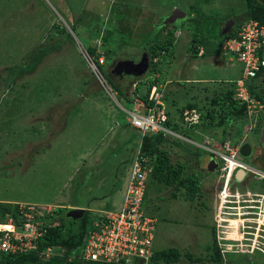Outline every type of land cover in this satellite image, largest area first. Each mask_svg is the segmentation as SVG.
<instances>
[{
    "label": "rangeland",
    "instance_id": "374dc122",
    "mask_svg": "<svg viewBox=\"0 0 264 264\" xmlns=\"http://www.w3.org/2000/svg\"><path fill=\"white\" fill-rule=\"evenodd\" d=\"M172 1L0 0V199L39 205L52 202L45 208L56 214L57 224H63L59 244L64 253L79 248L82 227L93 208L111 207L112 198L126 183L140 140L127 121L126 99L115 88L107 91L103 87L89 67L92 56L86 49L94 47L103 56L107 82L108 65L121 59L137 62L146 52L148 69L136 80L148 81H138V88L154 82L168 108H173L175 99L179 104H194L203 120L196 128L177 129L182 137L169 134L157 141L171 165L183 164L186 174L198 176L200 194L188 200L180 188L173 198L172 187L149 179L144 199L146 209L157 218L155 253L167 248L180 252L177 261L157 257L149 264H189L191 259L216 264L214 249L221 254L220 264H264V250L249 253L253 244L264 247L260 243L264 241V142L260 140L264 107L257 110L256 128L249 132L246 116L220 118V109L212 101L226 90H234L236 79L244 74L243 68L238 76L226 77L229 70L222 67V58L229 56L222 53V29L227 19L243 16L246 2L177 0L183 1L181 6L188 12L197 9L185 21L186 30L177 35L178 27L162 24L159 18L160 6ZM200 3L201 7H195ZM177 20L182 22V18ZM171 28L173 39L169 37ZM195 35L204 43H195ZM167 39L174 44L172 55L160 52L150 57V46ZM205 51H211L213 58L211 54L207 58ZM173 55L175 67L169 71ZM190 59L194 60L191 68L181 66ZM230 62L238 64L234 59ZM177 68L180 76L195 73L197 76H188L193 83H182L181 88L178 81L186 80L176 74ZM198 76L203 81H196L199 85L195 86L193 80ZM261 78L248 77L247 83L250 88H263ZM133 88L135 83L125 89L127 96ZM209 111L215 115L210 126ZM226 139L235 145L249 142L255 146V152L244 157L254 172L234 182L231 187L240 189L228 190L222 198L223 178L218 165L210 170L213 157L208 148L218 147ZM85 180L89 182L81 187ZM240 191L241 196L234 200L232 194ZM73 204L87 209L76 220L68 215V205ZM60 261L29 257L17 264Z\"/></svg>",
    "mask_w": 264,
    "mask_h": 264
},
{
    "label": "built area",
    "instance_id": "2783aa9c",
    "mask_svg": "<svg viewBox=\"0 0 264 264\" xmlns=\"http://www.w3.org/2000/svg\"><path fill=\"white\" fill-rule=\"evenodd\" d=\"M236 32L234 36L226 38L223 50L244 64V74L236 81L233 99L246 105L247 129L253 130L258 119L257 110L264 107V94L261 99L251 95L247 78L253 77L257 71L264 68V24L249 20ZM88 62L103 87L112 91L98 67V64L104 63L103 56H99L97 63L92 57H89ZM125 110L129 125L139 132L140 139L145 134L159 132L182 137L177 129H193L201 123L200 112L191 107L186 108L178 119H174L177 129L169 127L166 104L156 85L151 86L146 99L132 94ZM241 143L235 145V142L226 139L220 146L208 148L223 178L221 195L231 189L238 169H243L246 173L254 172L253 168L241 159ZM152 168L150 157L142 154L138 148L130 164L121 205L118 208L93 210L87 219L81 244L72 254H65V249L60 244H50L38 251V257L47 261L63 258L64 264H72L74 258L109 264H149L155 252L157 218L147 211L143 200ZM13 204H16V210L6 212L3 218L0 217V252L16 254L36 251L38 240L46 233L47 227L58 225L56 215L51 209L45 208L46 206L36 203Z\"/></svg>",
    "mask_w": 264,
    "mask_h": 264
},
{
    "label": "trees",
    "instance_id": "16d2710c",
    "mask_svg": "<svg viewBox=\"0 0 264 264\" xmlns=\"http://www.w3.org/2000/svg\"><path fill=\"white\" fill-rule=\"evenodd\" d=\"M245 2H246V7H245L246 10L242 14L243 16L239 18V20L233 19L236 22V25H234V27L232 28V31L229 33L230 36H234L237 33L236 32L237 29L246 21L257 20L260 23L264 24V0H245ZM158 30H159V28H158ZM173 30H174V28H171L169 31V32H171V33H169L170 39H173L172 37H174L175 31H173ZM156 35L157 36L155 38L160 39L159 38L160 36L158 34H156ZM193 41L195 43H198L199 45L204 43L203 38L198 37V35L193 36ZM192 49L195 52V54L198 53V48L196 46H194ZM158 50H159V52H158ZM86 51H87L88 55L92 56L93 60L97 63L98 58L101 55L96 53V49L94 47H87ZM150 51H151L150 57H152L154 55V58H155V54L160 53V52L161 53L164 52L166 56H169V55H172V53L174 51V44L171 40L167 39L165 42H159L157 44L156 43L152 44L150 46ZM104 63L98 64V67L100 69L101 74L103 75V77L106 80V77L104 74L105 71L103 69ZM106 74L109 78V81L112 84V85H110L111 87L110 86L109 87L112 90H114L113 88H115L126 99L125 100L127 103L126 107L129 106L130 96L132 94L140 95V96H142L143 99H146L147 94H148L151 86L156 85L154 82H147L148 84H146L147 85L146 88H144V89L138 88L139 87V86H137L138 81L145 84L144 81L147 80V78H145V79L140 78L139 80H136L137 78H135L133 80H129L126 84L121 85V84H118V82H116L115 80L111 79V77L108 75L107 72H106ZM256 74H257V76L251 77V79L253 80L260 75V77H262L261 80L263 81V79H264V68H262L260 71H257ZM149 77H151V76H149ZM109 81L108 82L106 81L108 85L110 84ZM133 83H135V88L132 89V92L129 94L130 96H127V93H125V89ZM247 86L249 88L251 95H253L257 98H260V99L263 98V95L260 93L259 88H256V89L250 88L249 83H247ZM233 93H234V90L230 89V90H226L225 92H223L220 96L213 98V100H212L213 103L217 104L219 109H220V113H221V115L219 116L220 118L224 115L229 116L230 114H232L234 117H244L245 116L246 105L240 104L237 100L233 99ZM162 98L164 101L163 95H162ZM192 105H194V104H192ZM166 108H167V113L169 116V119L167 121V125L169 127H172L173 129H175V128L177 129L178 126H177L176 122L174 121V119H178V117H180L181 113L186 108H191V107H186L185 109H182L180 111H173L171 108H168V107H166ZM224 109L228 110V112L225 111ZM207 115L209 118L208 124L210 126V125H212L211 123H213L215 115L212 111H209L207 113ZM223 118L226 119L227 116H224ZM202 123H203V120L201 118V123L199 124V126H201ZM219 123L220 122H218L217 124H213V125H218ZM166 135H169V134L168 133H162V132L155 133V134H145V136H143V138L139 140V146H138L139 150L141 151L142 154L149 156L151 159V162L153 163L152 172L148 177L147 184L149 182V179H153L159 183H164L167 187L168 186L172 187L171 197H173V198L177 197V194H176L177 190H179L180 188H184V190H185L184 198L188 199V200H193L197 195L200 194L199 178L195 174H186L184 171V165L183 164H178L177 166L171 165L169 163V158L166 155V152L159 150L157 141L162 136H166ZM169 136H171V134ZM153 154H155V155L153 156ZM146 189H147V186H146ZM145 193H146V191H145ZM144 198H145V194H144ZM143 203L145 205V199L143 200ZM15 205L16 204H13V203L1 202L0 203V217L3 218V216L6 212H10V211L14 212L16 210V209H14V208H16ZM149 213L152 214L151 212H149ZM62 227H63V224L62 225L61 224L51 225V226L47 227L46 233L43 236H41L38 240V248L36 251L16 253V254L15 253L14 254L13 253L8 254V253L0 252V263L2 262L4 264H17L21 260H28L29 257L38 258L43 262H52L54 259H51L49 261L43 260L40 257H38L37 253L39 250L43 249L47 245L60 243V239L62 236ZM85 227H86V224L84 223V225L82 227L81 236L83 235ZM80 240H81V237H80ZM80 243H81V241H80ZM246 253H248V252H246ZM249 253H253V252H249ZM157 257H159V258L161 257L166 262L177 261L180 258V252L178 250H176L175 248L163 249L158 253L154 252V254L151 258V261H153V259L157 258ZM189 257H190V255H189ZM213 260H214V262H216V264H220L222 261L221 254L218 251V249H214ZM198 261H199L198 259H191V262H198ZM58 264H64L63 258H61V261L58 262ZM72 264H109V263L96 262V261H82L80 259L74 258L72 261ZM136 264H138V263H136Z\"/></svg>",
    "mask_w": 264,
    "mask_h": 264
},
{
    "label": "crops",
    "instance_id": "0c3cea01",
    "mask_svg": "<svg viewBox=\"0 0 264 264\" xmlns=\"http://www.w3.org/2000/svg\"><path fill=\"white\" fill-rule=\"evenodd\" d=\"M162 2V1H161ZM201 4V5H200ZM199 5L197 4V5H195V7L197 6V7H201L202 6V3H200ZM181 5H184V3H183V1H180V2H177V0H173L170 4L168 3L167 5H165L164 7H162V6H160L161 7V11H162V13H159V14H161L160 16H159V18H160V20H163V18H165L167 15H169L171 12H172V10L173 9H179V10H181V11H183L184 12V18L182 17V22H180L179 20H177L176 21V23L174 22V24H172V25H174V27H178V29H180V31H177V32H175L177 35L178 34H180L181 35V33L183 32V30H186V29H184L183 28V25H184V23H185V21L186 22H188V19L190 18V17H194L195 15H196V11H197V9L195 8L194 10L195 11H193V12H188V10H186V8H185V6H181ZM188 6H191V4H188ZM164 8H166L164 11H163V9ZM181 19V18H180ZM160 22L161 21H159V25H160ZM222 43V42H221ZM206 49V47L205 46H203V49ZM209 52H211V51H209ZM209 52H207V51H205V54H206V56H207V58H209V59H211L210 57H209V54H211L210 56H212L213 55V53H209ZM174 56V55H173ZM176 56H174V57H171V60H173V62L170 64V67H169V71H170V68H171V66H173V67H175V60H176V58H175ZM197 58H199V57H197ZM197 58L195 57L194 59L195 60H197ZM212 58H213V56H212ZM230 59H234V60H236L235 58H230V57H228V59L227 58H222V60H223V63H224V66H222V67H225V68H227L229 71V74L226 76V77H231V76H238V72L240 71H242L243 72V64L241 63H239L238 62V60H236L237 61V63L239 64H237V66H232L231 65V62H230ZM192 61H194V60H192V59H190V60H188V62L186 61V60H184V62H183V64H181V66L182 67H184L185 69H189V68H191L192 67V65H191V63H192ZM236 69H238V71L237 72H235V70ZM174 71H176L177 73L176 74H178V76H180V75H182V72L180 73V70L177 68L176 70H174ZM190 74H195V73H190ZM190 74H189V72L187 73V74H184L183 76L185 77V80L186 81H183V80H179L178 81V83H179V85L181 86V88L183 87L184 88V85L182 84V83H188V82H191L192 81V79H190L188 76H190ZM242 74V73H241ZM191 75V76H192ZM183 76H180L181 78L183 77ZM193 76H197L196 74L195 75H193ZM202 76H198V77H194L195 79L193 80V81H195L194 83H196V81H203V79L201 78ZM237 80V79H236ZM168 81H170V80H167V82ZM177 83V84H178ZM193 82H191V84H192ZM188 84H190V83H188ZM198 86L199 84L198 83H196L195 84V86ZM193 86V85H192ZM192 86L190 87V88H192ZM191 103V102H190ZM166 106H168V105H166ZM173 106V108H172V110L173 111H180L179 109H185L186 107H195L194 105H192V104H189L188 102L187 103H184V101H182V103L181 104H179L178 102H176V99H175V104L174 105H172ZM169 107V106H168ZM196 108V107H195ZM133 130V129H132ZM133 131H135L136 132V130H133ZM137 133V132H136ZM137 135H138V133H137ZM252 145V144H251ZM252 152H255V146L254 145H252ZM210 160H212V159H210ZM130 167V166H129ZM262 174H264V173H262ZM86 182H89V181H87V180H85L83 183H81L80 184V186L82 187V186H85V185H87L86 184ZM124 185H125V183L122 185V189L119 191V192H116V194H115V196H114V198H112V200L113 201H111L110 202V204H111V207H105V208H117V207H114V204H116L115 202H118V205L120 206L121 205V202H122V198H123V192H124ZM237 189H240V187L238 186L235 190H237ZM231 190H233V189H231ZM242 191H240V192H238V193H236V194H232V196H233V198H234V200H238L239 198H236V197H240L241 196V193ZM244 193V192H243ZM107 196V195H106ZM1 201H7V202H15L16 200H8V199H0ZM241 200V199H240ZM115 201V202H114ZM66 202V201H65ZM120 202V203H119ZM52 202H43L42 204L44 205H47V206H49V204H51ZM57 203H60V202H57ZM109 204V203H108ZM69 207H75V208H85V207H83V206H81V205H79V204H73V205H68ZM94 210H97L98 209V207H97V209L96 208H93ZM99 209H103V208H99ZM85 210H87L86 208H85ZM216 226H217V224H216ZM214 228H215V231H216V227H215V224H214V226H213Z\"/></svg>",
    "mask_w": 264,
    "mask_h": 264
},
{
    "label": "water",
    "instance_id": "95a60500",
    "mask_svg": "<svg viewBox=\"0 0 264 264\" xmlns=\"http://www.w3.org/2000/svg\"><path fill=\"white\" fill-rule=\"evenodd\" d=\"M184 12L179 10V9H173L172 12L167 15L165 18L162 20V24H173L177 19L184 18ZM234 23V20L232 18H229L224 25V28L222 29V34H227L231 31L232 29V24ZM149 66V57L146 52L142 53L141 58L135 62L133 60H118L115 62L113 72L116 74L121 75L122 77L124 76V79L126 80H133L135 78L141 77L148 69ZM127 81V82H128ZM260 92L264 94V89H261ZM260 140L261 142H264V128L261 131L260 135ZM240 154L243 157H249L252 153V145L249 142H244L239 149ZM217 163L214 160H211L210 163V170L216 168ZM245 174V171L242 169H238L235 172V178L236 180L240 181L242 179V176ZM85 212V208H75L72 207L69 209V216L76 220L79 219L83 216ZM189 264H201V263H195L191 262Z\"/></svg>",
    "mask_w": 264,
    "mask_h": 264
},
{
    "label": "clouds",
    "instance_id": "9594fccd",
    "mask_svg": "<svg viewBox=\"0 0 264 264\" xmlns=\"http://www.w3.org/2000/svg\"><path fill=\"white\" fill-rule=\"evenodd\" d=\"M228 20V19H227ZM235 22V21H234ZM172 25V24H171ZM225 25V24H224ZM231 31H232V29H231ZM230 31V32H231ZM229 32V33H230ZM229 33H227V34H223L224 35V41H223V44H222V50H223V45H224V42H225V40H226V38L227 37H229L230 35H229ZM202 52H199V55L201 54ZM222 53H223V55H227V56H229L230 58H235L234 56H232L231 54H227V53H224V50L222 51ZM236 60H237V58H235ZM239 61V60H238ZM240 62V61H239ZM242 63V62H241ZM243 64V63H242ZM243 68H244V64H243ZM237 81V80H236ZM263 84H264V80H263ZM157 86V85H156ZM263 89V88H262ZM261 90V89H260ZM259 90V91H260ZM261 93V92H260ZM262 94V93H261ZM163 95V94H162ZM126 107V106H125ZM167 107V106H166ZM127 108V107H126ZM131 127V126H130ZM132 128V127H131ZM134 129V128H133ZM135 130V129H134ZM137 131V130H136ZM252 130H250L249 132H251ZM138 132V131H137ZM249 132H247V135L249 134ZM139 133V132H138ZM140 135V134H139ZM138 135V136H139ZM139 138H140V136H139ZM244 143V142H243ZM242 143V144H243ZM241 144V145H242ZM241 159H242V161L243 162H245L246 163V161L244 160V157L241 155ZM214 160V159H213ZM215 161V160H214ZM216 162V161H215ZM217 163V162H216ZM218 165V164H217ZM250 166V165H249ZM217 167V166H216ZM252 167V166H251ZM253 168V167H252ZM129 170H130V168H129ZM243 170V169H242ZM245 171V170H244ZM245 174H246V171H245ZM235 176V175H234ZM262 177V176H261ZM263 180H264V176H263ZM241 181V180H240ZM240 181H238V180H236V178H234V182L235 183H238V182H240ZM237 187H231V189H236ZM230 189V190H231ZM227 193V192H226ZM226 195V194H225ZM225 195H220V196H222V198L225 196ZM0 202H6V203H14V202H7V201H0ZM15 202H18V201H15ZM43 206H47V205H43ZM72 208V207H71ZM70 209V208H69ZM86 211V210H85ZM264 239V238H263ZM264 241H262V240H260V243H263ZM254 245V246H253ZM251 247H253L252 249H251V251L250 252H253L254 251V249H258V250H264L263 248L264 247H261L260 245L259 246H256L255 244H253ZM250 247V248H251Z\"/></svg>",
    "mask_w": 264,
    "mask_h": 264
},
{
    "label": "flooded vegetation",
    "instance_id": "af4514ba",
    "mask_svg": "<svg viewBox=\"0 0 264 264\" xmlns=\"http://www.w3.org/2000/svg\"><path fill=\"white\" fill-rule=\"evenodd\" d=\"M234 25H236V22H234L232 24V28L234 27ZM114 65L115 63H113L112 65H108L109 67V70L107 71L108 72V75L111 77V79L115 80L116 82H118V84H121V85H124L127 83V79L125 80L124 79V76L122 77L121 75L119 74H116L115 72H113V69H114ZM258 118V117H257ZM257 122H258V119H257ZM257 122H256V125H257ZM256 128V126H255ZM254 128V129H255ZM202 264V263H201ZM204 264V263H203Z\"/></svg>",
    "mask_w": 264,
    "mask_h": 264
}]
</instances>
